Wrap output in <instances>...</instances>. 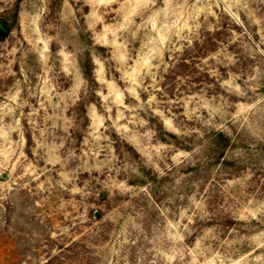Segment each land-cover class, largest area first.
Masks as SVG:
<instances>
[{"label":"rangeland","instance_id":"obj_1","mask_svg":"<svg viewBox=\"0 0 264 264\" xmlns=\"http://www.w3.org/2000/svg\"><path fill=\"white\" fill-rule=\"evenodd\" d=\"M0 19V264H264V0H0ZM188 51L211 79L170 96Z\"/></svg>","mask_w":264,"mask_h":264},{"label":"trees","instance_id":"obj_2","mask_svg":"<svg viewBox=\"0 0 264 264\" xmlns=\"http://www.w3.org/2000/svg\"><path fill=\"white\" fill-rule=\"evenodd\" d=\"M2 20V19H1ZM3 21V20H2ZM5 26L10 27L7 22L3 21ZM4 40V39H0ZM201 56L194 55L192 53L185 52L178 58L176 63L169 69V71L163 75L164 83L163 87L170 96H175L177 91L189 92L203 88L202 85L207 83V80L211 79L210 74L206 70L198 68L196 60H199ZM82 72L86 78H90L92 82H96L94 79V68L92 58L88 57L86 62H81ZM182 81L179 84V81ZM216 89L218 90V83L214 82ZM176 137V135L171 134Z\"/></svg>","mask_w":264,"mask_h":264},{"label":"water","instance_id":"obj_3","mask_svg":"<svg viewBox=\"0 0 264 264\" xmlns=\"http://www.w3.org/2000/svg\"><path fill=\"white\" fill-rule=\"evenodd\" d=\"M9 35V29L5 26L0 19V39H5Z\"/></svg>","mask_w":264,"mask_h":264}]
</instances>
